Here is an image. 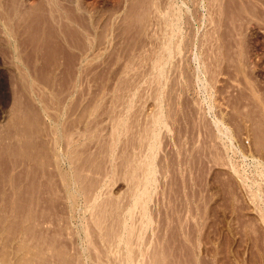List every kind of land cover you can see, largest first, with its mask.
I'll use <instances>...</instances> for the list:
<instances>
[{
  "label": "rangeland",
  "instance_id": "rangeland-1",
  "mask_svg": "<svg viewBox=\"0 0 264 264\" xmlns=\"http://www.w3.org/2000/svg\"><path fill=\"white\" fill-rule=\"evenodd\" d=\"M0 264H264V0H0Z\"/></svg>",
  "mask_w": 264,
  "mask_h": 264
},
{
  "label": "bare ground",
  "instance_id": "bare-ground-1",
  "mask_svg": "<svg viewBox=\"0 0 264 264\" xmlns=\"http://www.w3.org/2000/svg\"><path fill=\"white\" fill-rule=\"evenodd\" d=\"M174 5H175V4H174ZM174 5H173V6H174ZM170 22H171V21H170ZM176 24H177V23H176ZM158 120H159V119H158ZM154 121H155V120H154ZM158 123H159V121H158ZM159 124H160V123H159ZM218 128H219V127H218ZM155 133H156V132H155ZM256 143H257V142H256ZM256 143H255V144H256ZM260 146H261V145H260ZM153 148H154V147H153ZM146 158H147V157H146ZM152 158H153V157H152ZM70 160H71V159H70ZM148 160H149V159H148ZM151 162H152V161H151ZM147 163H148V162H147ZM149 163H150V160H149ZM149 163H148V164H149ZM150 164H151V163H150ZM150 164H149V166H150ZM147 167H148V165H147ZM151 167H152V164H151ZM151 167H149L148 169H150ZM152 169H153V168H151L150 170L147 171V176H149V175L153 176V173H154V172H153ZM146 170H147V169H146ZM260 173H261V172H260ZM262 173H263V172H262ZM261 175H262V174H261ZM143 178H144V177H143ZM254 178H255V177H254ZM151 179H152V178H151ZM260 179H261V178H260ZM145 180H147V183H145L146 185H150V184H151V183L149 184V177L146 178ZM151 182H152V180H151ZM139 183H140V182H139ZM254 185H255V184H254ZM140 188H141V187H140ZM147 189H149V188H147ZM146 192H147V191H146ZM146 192H144V193H146ZM144 193H143V194H144ZM143 194H142V196H143ZM146 194H147V193H146ZM140 197H141V196H140ZM140 197H139V198H140ZM141 198H142V197H141ZM141 198H140V199H141ZM133 201H134V200H133ZM135 201L138 202V200H135ZM135 203H136V202H135ZM138 203H139V202H138ZM138 203H137V204H138ZM133 205H134V204H133ZM139 205H140V204H139ZM136 207H137V206H136ZM138 207H140V206H138ZM132 208H133V207H132ZM132 208H131V210H132ZM143 210H144V209H143ZM94 212H95V211H94ZM130 213H131V212H130ZM101 216H102V214H101ZM123 230H124V229H123ZM127 231L129 232V229H128ZM131 232H132V231H131Z\"/></svg>",
  "mask_w": 264,
  "mask_h": 264
}]
</instances>
